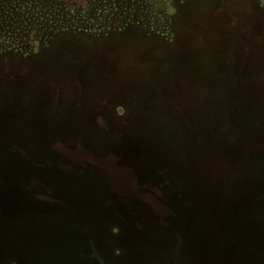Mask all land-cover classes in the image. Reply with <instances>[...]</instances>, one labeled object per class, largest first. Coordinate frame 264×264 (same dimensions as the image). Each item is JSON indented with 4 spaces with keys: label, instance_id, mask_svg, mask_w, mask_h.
I'll return each instance as SVG.
<instances>
[{
    "label": "rangeland",
    "instance_id": "rangeland-1",
    "mask_svg": "<svg viewBox=\"0 0 264 264\" xmlns=\"http://www.w3.org/2000/svg\"><path fill=\"white\" fill-rule=\"evenodd\" d=\"M60 2H0V264H264V0Z\"/></svg>",
    "mask_w": 264,
    "mask_h": 264
},
{
    "label": "trees",
    "instance_id": "trees-1",
    "mask_svg": "<svg viewBox=\"0 0 264 264\" xmlns=\"http://www.w3.org/2000/svg\"><path fill=\"white\" fill-rule=\"evenodd\" d=\"M1 1L9 2L11 6L12 5L16 6L14 9H10L12 14L9 18V21L16 22V23L18 22L28 27H32V25H34L35 22H37V26L40 28V30L37 29V34L46 30L47 25H49L48 23L55 25L58 22H61L62 21V18H60L62 16L61 12L65 10L60 0H23V1L22 0H0V2ZM29 15L32 17L34 15H38V17L42 19L38 20L34 17L33 19L31 18L27 19ZM4 23H7V22L0 23V28H1L0 32L2 33H4L3 31L5 30ZM258 176H259L260 181L264 182V172L262 173V170H260ZM140 182H145V181L142 180ZM146 183L150 185L149 181H146L144 184Z\"/></svg>",
    "mask_w": 264,
    "mask_h": 264
},
{
    "label": "crops",
    "instance_id": "crops-1",
    "mask_svg": "<svg viewBox=\"0 0 264 264\" xmlns=\"http://www.w3.org/2000/svg\"><path fill=\"white\" fill-rule=\"evenodd\" d=\"M125 246V245H124ZM113 262H115L114 260H113Z\"/></svg>",
    "mask_w": 264,
    "mask_h": 264
}]
</instances>
